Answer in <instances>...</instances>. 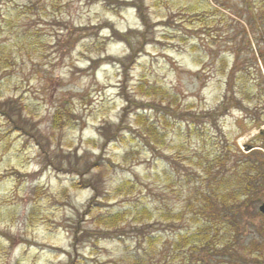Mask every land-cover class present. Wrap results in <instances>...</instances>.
<instances>
[{"label": "rangeland", "instance_id": "rangeland-1", "mask_svg": "<svg viewBox=\"0 0 264 264\" xmlns=\"http://www.w3.org/2000/svg\"><path fill=\"white\" fill-rule=\"evenodd\" d=\"M138 1L0 0V98L21 107L31 130L11 133L0 118V264H66L67 254L84 264H117L135 255L136 227L123 242L100 239L92 217L144 207L155 216L166 207L194 214L187 201L194 202L200 184L185 179L183 167L200 172L202 153L213 158L221 135L209 119H197L200 130L187 133V120L215 113L222 142L244 155L250 152L245 144L264 131V123L249 128L255 108L264 120L258 54L259 48L264 53V29L259 21L253 28L245 21L249 12L257 20L264 0H140L147 33ZM113 31L130 34L134 52L145 37L128 75L120 61L133 53ZM140 85L156 93L144 100L155 106L145 115L158 128L157 146L151 150L137 129L124 131L125 142L105 146L99 130L119 124L125 93L139 101ZM94 163L100 169L87 172ZM76 170L102 194L95 202L100 214L83 215L96 191L74 188L81 179L69 173ZM126 183L131 186L116 198ZM253 231L241 229L239 264H264L243 246ZM178 233L167 231L165 239L160 230V244L169 246ZM195 259L192 264H229L206 254Z\"/></svg>", "mask_w": 264, "mask_h": 264}, {"label": "trees", "instance_id": "trees-1", "mask_svg": "<svg viewBox=\"0 0 264 264\" xmlns=\"http://www.w3.org/2000/svg\"><path fill=\"white\" fill-rule=\"evenodd\" d=\"M135 6L145 27V33H147L148 23L144 15L142 1L139 0ZM249 14L248 19H245L246 24L253 28L259 21L264 29V12L259 14L256 21H253L252 12H249ZM129 36L130 34L120 35L118 32L113 31V37L123 39L133 53L126 60L120 61L125 75H128L139 51L145 45V37H142L141 43H139V46L141 45L140 50L137 49L134 52L135 48L128 39ZM259 50L261 51L260 48ZM260 51L258 54H261V61L264 62V53ZM126 62L127 65H125ZM154 92V88L140 85L135 89L139 101L130 99L128 94L125 93L126 106L123 109V117H121L119 124L115 127L106 124L99 130L105 146L125 142L124 131L137 129L135 130L137 131V137L142 138L146 145L154 150V146H157L158 139L161 137L157 133L156 124L151 122V119L145 114L148 110L154 109L155 106L153 104L148 105L150 103H146L144 100H151L156 95ZM243 96L248 95L243 92ZM241 109L243 112H247L242 106ZM260 112L261 110L258 108L254 109L253 123L249 125V128H261L264 120H261L263 113ZM214 114L208 113L205 116L194 114L191 124L187 120V133L192 130H200L199 124L195 123L197 119H209L215 131L221 135V141L220 143L217 142L218 147H215L217 151L213 154V158H206L205 153H202L201 162L197 166L200 168V172L193 169L191 164L183 167V177L189 179V181L190 178H193L194 184H200V189L195 188L193 193L196 197L194 202H191V199L187 201L188 207L193 208V215L174 213L169 207H166L164 213L160 216H155L146 207L142 209L135 208L133 212H127L130 213L129 215L120 211L113 214H100L101 207H98L95 202L102 194L95 188L96 186H90V181H83L81 177L84 175L77 170L69 173L77 174L81 179L78 184H74V188H77V186L80 189L90 187L96 191V196L90 201L88 209L83 215L89 217L91 213L94 215L100 214L97 217H92L93 223L102 229L101 233H97L100 239L112 238L123 242L128 228L136 227L133 231L134 235L137 234L138 249H136L135 255H125L117 264H192L193 261H196L195 257L202 254L211 255L214 259L227 261L229 264H239L242 261L236 259L242 258L244 255L242 254V236H240V232L241 229L245 230L246 225L255 232L253 231L254 235L251 236L253 239H247L243 246L253 249L252 251L257 254L253 257L264 261V216L259 212V207L264 202V131H261L260 134L245 144L244 147L250 152L244 155L237 146L233 145V150L232 147L230 148L222 142L223 139L225 140L223 130ZM131 115L134 116V125L129 122ZM60 116L59 112L54 116V129L59 126ZM168 117V113L165 111L164 121H167ZM0 118L4 120L11 133L26 136L30 134L29 131L31 130L26 129L27 120L25 115L16 102L0 98ZM40 144L38 143V146L41 148ZM175 164L178 165L176 169L179 173V160ZM88 169H100V166L94 163L91 164V167L88 166L87 172ZM130 186V183H126L118 188L115 193L116 198L121 196V192ZM246 217L248 223L245 222ZM257 220L259 221L258 225L255 224ZM192 225L196 227V230L192 231ZM163 229L164 238L167 231L175 230V232H179L177 235L175 234L167 247L165 243L164 245L160 244L162 239L159 232ZM87 234H89L88 231ZM257 239L263 241L257 242ZM67 255L68 262L66 264H84L72 254ZM202 263L205 262L202 261Z\"/></svg>", "mask_w": 264, "mask_h": 264}, {"label": "water", "instance_id": "water-1", "mask_svg": "<svg viewBox=\"0 0 264 264\" xmlns=\"http://www.w3.org/2000/svg\"><path fill=\"white\" fill-rule=\"evenodd\" d=\"M259 211L262 215H264V203L260 206Z\"/></svg>", "mask_w": 264, "mask_h": 264}]
</instances>
